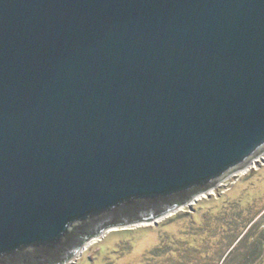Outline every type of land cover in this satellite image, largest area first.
I'll use <instances>...</instances> for the list:
<instances>
[{
	"label": "water",
	"instance_id": "water-1",
	"mask_svg": "<svg viewBox=\"0 0 264 264\" xmlns=\"http://www.w3.org/2000/svg\"><path fill=\"white\" fill-rule=\"evenodd\" d=\"M264 153V0H0V264H68Z\"/></svg>",
	"mask_w": 264,
	"mask_h": 264
},
{
	"label": "rangeland",
	"instance_id": "rangeland-1",
	"mask_svg": "<svg viewBox=\"0 0 264 264\" xmlns=\"http://www.w3.org/2000/svg\"><path fill=\"white\" fill-rule=\"evenodd\" d=\"M192 206L193 208L188 205L182 206L157 224L110 229L95 241L86 243V248L68 264H144L146 260L154 261L156 258H154L152 250L164 238L169 240L170 236H179L178 233L184 226V220L192 222L194 217L201 221L203 219V223L214 218L213 224L216 229L209 234L217 232V227L224 221L236 224L242 218L240 211L244 215L245 223H248L258 211L264 214V154L260 155L247 168L237 171L221 181L209 192L199 195L197 200L192 201ZM244 210L247 212L243 213ZM257 218L255 217V220ZM263 223L264 220L257 224L260 227L254 231L253 237L249 238L248 242H240L239 246L235 248L238 250L229 255L223 252V248L226 247L221 245V237L218 235L220 232L209 236L210 239L198 243L200 250H192L191 256L199 258L195 264H242V259L246 263L247 259L254 258L259 252L260 239L264 238V233L261 231ZM226 234L228 233L225 232L224 235ZM255 251L256 254L252 253ZM262 257L264 259V254ZM164 260L152 264H178V260L174 257Z\"/></svg>",
	"mask_w": 264,
	"mask_h": 264
},
{
	"label": "trees",
	"instance_id": "trees-1",
	"mask_svg": "<svg viewBox=\"0 0 264 264\" xmlns=\"http://www.w3.org/2000/svg\"><path fill=\"white\" fill-rule=\"evenodd\" d=\"M246 212L247 211L245 210L243 211V213H246ZM260 214H261V211H258L255 214V217L256 218L258 217L256 220L254 217L248 223H245L246 221L244 219V215L242 214V211H240V215L242 216V218L236 224H233L229 221H224L222 224L220 223V226L217 227L218 229L217 232H220L218 235H220L221 237V242H222L221 245H224L226 247V248H223V252L225 254L229 255L232 252H236L238 249H235V248L239 246L240 242L242 241L243 243H245V241L248 242L250 240L249 238L253 237L254 231L258 227H260L257 224L263 222L264 220V214H261V215ZM192 219H193L192 222H190V220L189 221L184 220L185 223L183 222L184 226L179 231L180 232L178 233L179 236H176V237L170 236L169 240H166L164 238L162 242L152 250V254L154 258L156 259L154 261L146 260L144 264H152L154 262H160L168 257H174L176 260H178V264H195V261L199 258H195V257L193 258L191 256L192 250H195V249L200 250L198 243H202L206 239H210L209 236H213V234L216 235L217 232H214L213 234H209L215 231L216 229V227H214V224H213L214 218L212 219L210 218L209 221H206L207 223L202 222L203 221L202 217H201L202 221L197 219L196 217ZM216 221H215V224H216ZM250 224L252 225L250 226ZM249 226L250 228H248ZM261 229H262L261 231H263L264 233V223ZM225 232L228 234L224 235ZM173 235H176V234H173ZM220 237H219V240H220ZM237 240H240V241L238 242ZM259 247L260 249H259V252H257L258 254L254 258L247 259L246 263L242 259L241 260V262H243L242 264H264V261H263L264 259L262 257V255L264 254V238L260 239ZM252 253L256 254V251Z\"/></svg>",
	"mask_w": 264,
	"mask_h": 264
},
{
	"label": "built area",
	"instance_id": "built-area-1",
	"mask_svg": "<svg viewBox=\"0 0 264 264\" xmlns=\"http://www.w3.org/2000/svg\"><path fill=\"white\" fill-rule=\"evenodd\" d=\"M97 238H100V237H97ZM97 238L92 239L91 242L95 241ZM85 248H86V245H85Z\"/></svg>",
	"mask_w": 264,
	"mask_h": 264
},
{
	"label": "bare ground",
	"instance_id": "bare-ground-1",
	"mask_svg": "<svg viewBox=\"0 0 264 264\" xmlns=\"http://www.w3.org/2000/svg\"><path fill=\"white\" fill-rule=\"evenodd\" d=\"M264 153H262L261 155H263ZM255 165V164H254ZM112 229H114V228H112Z\"/></svg>",
	"mask_w": 264,
	"mask_h": 264
}]
</instances>
